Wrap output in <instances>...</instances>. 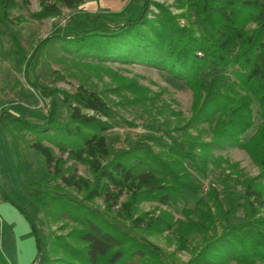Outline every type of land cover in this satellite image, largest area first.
<instances>
[{
	"label": "trees",
	"instance_id": "trees-1",
	"mask_svg": "<svg viewBox=\"0 0 264 264\" xmlns=\"http://www.w3.org/2000/svg\"><path fill=\"white\" fill-rule=\"evenodd\" d=\"M84 2L39 0V5L44 15L56 16L61 6L72 10ZM175 5L181 14L159 6L160 14L153 20L147 15L148 0L135 18L125 13L111 14L124 19L120 22L105 19L103 13L81 12L65 26L55 28L53 36L44 39L35 53L56 39L72 54L95 59L98 65H104L102 61L146 64L185 82L194 97L193 126L209 125L211 141L196 142L203 151L198 156L200 162H196L195 142L188 150L182 143L176 144L183 161L167 160L145 141L136 142L128 150L114 151L105 135L108 123L103 120L111 117L112 108L89 87L80 86L75 94L60 98L37 80L31 82L43 101L50 99L48 117L41 123L2 110L0 128L11 133L16 153L21 152L17 133L30 131L37 138L28 147L42 158L48 171L46 179L27 190V204L40 207L46 217L66 218L77 226L69 234L76 245L63 237L50 236L46 241L37 237L38 264H177L151 240L137 237L116 219L111 221L86 204L88 199L99 198L113 208L126 195L129 200L121 204L120 214L131 221L133 228L172 231L183 247L194 230L205 235L220 221L221 235L205 247L201 258L189 264H214L207 259V251L221 261L264 264V222H233L232 201L224 210L215 190L208 193L210 200L201 197L195 207L185 208V219L176 223L164 215L133 214L141 200L156 201L162 206L182 201L192 185L184 160L188 158L196 167L200 163L205 173L211 148L216 146L245 149L264 173V0H175ZM16 6V0H0V24L12 23L10 12ZM11 37L17 47L13 53L22 54L16 36ZM118 80L114 91L131 106H143L145 111L154 106L145 88L128 78ZM61 105L68 110L65 121L59 119ZM255 116L259 118L256 131L244 140L256 125ZM45 139L55 144L62 155L45 144ZM68 161L89 163L93 183L89 185L75 168H65ZM70 190L83 193L84 200L73 197ZM263 191L264 188H254L252 182L246 183L243 199L249 216L264 208ZM33 228L36 230L34 224ZM59 247L63 256L52 260L50 254H58Z\"/></svg>",
	"mask_w": 264,
	"mask_h": 264
},
{
	"label": "rangeland",
	"instance_id": "rangeland-1",
	"mask_svg": "<svg viewBox=\"0 0 264 264\" xmlns=\"http://www.w3.org/2000/svg\"><path fill=\"white\" fill-rule=\"evenodd\" d=\"M16 1L17 6L10 12L12 23L8 26L0 24V115L3 109H8L13 115L26 120L44 122L48 117L50 99H41L31 84L36 80L54 90L60 98L64 94H75L80 86L89 87L99 93L112 108L111 117L103 120L108 123L109 129L105 135L114 151L128 150L136 142L145 141L155 153L168 157L167 160L183 161V154L180 155L181 151H178L176 144L182 143L183 149L188 150L192 142H195L193 146L196 147V162H200L198 156L203 151L196 142L211 141L209 125L200 123L193 126L194 97L185 82L146 64L102 61L101 64L104 65H98L99 62L95 59L72 54L56 39H52L40 52L35 53L44 39L53 36L55 28L65 26L76 14L103 13L105 19L120 22L124 19L111 14L125 13L127 17L135 18L145 0H85L72 10L61 6L60 14L56 16L44 15L39 0ZM159 6L168 8L172 14L182 13V10L177 9L175 0H148L147 15L150 19L153 20L160 14ZM180 19L183 24L184 19ZM11 34L16 36V45L22 54L13 53L17 47ZM28 63L30 67L27 70ZM100 66H104L107 71ZM122 78L133 80L138 87L145 88L146 97L151 98L154 106L150 105L145 111L143 106H131L118 96L114 89L118 79ZM67 112V108L61 105L59 119L67 120ZM255 120L256 125L244 136V140L255 133L259 118L255 116ZM17 137L21 151L19 154L14 148L11 133L4 127L0 128V264H38L40 248L37 237L43 241L50 236L52 239L63 237L66 242L76 245L69 234L77 226L66 218L55 220L46 217L40 207L27 204V190L46 179L48 171L42 158L28 147L29 143L36 140V135L24 130L18 132ZM43 142L52 146L58 156L62 155L59 148L48 139ZM211 150L205 173L200 163L197 168L188 158L184 160L192 185L182 201L162 206L156 201L141 200L134 207V216L149 213L150 216L164 215L176 223L185 219V208L195 207L201 197L210 200L208 193L215 190L223 201L224 210H228L232 201L233 222L240 219L264 222V208L256 209V213L249 216L243 199L247 182H252L254 188H264V173L257 161L241 147L225 145ZM68 166L75 168L79 176L88 180L89 185L93 183L94 174L89 163L68 161L65 168ZM70 192L73 197L84 200L83 193L74 190ZM128 200L129 195L124 196L120 205L113 208L107 207L99 198L88 199L86 204L109 220L116 219L137 237L151 240L164 253L171 255L177 264H189L193 259L201 258L199 255L205 247L222 233L221 223L217 221L215 228L205 235L194 230L186 247H183V243L172 231L133 228L131 221L120 214L123 213L121 204ZM210 204L212 205V201ZM58 249L57 255L50 254L52 260L63 256L62 248ZM212 254V251H207L205 255L214 264H237L226 259L221 261Z\"/></svg>",
	"mask_w": 264,
	"mask_h": 264
}]
</instances>
